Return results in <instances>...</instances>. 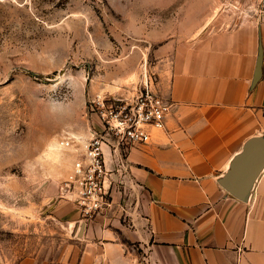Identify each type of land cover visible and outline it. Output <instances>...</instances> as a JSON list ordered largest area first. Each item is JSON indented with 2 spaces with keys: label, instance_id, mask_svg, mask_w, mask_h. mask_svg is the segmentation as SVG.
Listing matches in <instances>:
<instances>
[{
  "label": "rangeland",
  "instance_id": "obj_1",
  "mask_svg": "<svg viewBox=\"0 0 264 264\" xmlns=\"http://www.w3.org/2000/svg\"><path fill=\"white\" fill-rule=\"evenodd\" d=\"M261 1L0 0V264L77 258L55 206L73 203L77 147L98 124L90 102L132 99L144 74L158 89L162 48L254 17Z\"/></svg>",
  "mask_w": 264,
  "mask_h": 264
},
{
  "label": "crops",
  "instance_id": "obj_2",
  "mask_svg": "<svg viewBox=\"0 0 264 264\" xmlns=\"http://www.w3.org/2000/svg\"><path fill=\"white\" fill-rule=\"evenodd\" d=\"M158 57V91L171 105L165 129L124 155L128 180L104 149L112 202L93 221L57 202L80 253L56 264H264V170L247 201L220 184L246 141L264 136V23L233 21Z\"/></svg>",
  "mask_w": 264,
  "mask_h": 264
},
{
  "label": "built area",
  "instance_id": "obj_3",
  "mask_svg": "<svg viewBox=\"0 0 264 264\" xmlns=\"http://www.w3.org/2000/svg\"><path fill=\"white\" fill-rule=\"evenodd\" d=\"M258 21L264 23V0L255 13ZM96 113L98 124L90 128L83 152L77 147V158L66 186L72 194V201L79 210L83 224L93 221L112 202L106 181L111 174L105 164L104 149L109 148L118 158L115 174L122 180L130 179V168L124 155L136 144L151 141L150 130H164L171 105L159 93L152 76L144 74L141 88L132 99L97 97L89 104ZM73 140L67 139L65 146L72 148Z\"/></svg>",
  "mask_w": 264,
  "mask_h": 264
},
{
  "label": "water",
  "instance_id": "obj_4",
  "mask_svg": "<svg viewBox=\"0 0 264 264\" xmlns=\"http://www.w3.org/2000/svg\"><path fill=\"white\" fill-rule=\"evenodd\" d=\"M254 85L261 74L263 52L259 48ZM264 170V136L246 141L240 153L235 156L220 184L234 198L247 201L254 189L256 180Z\"/></svg>",
  "mask_w": 264,
  "mask_h": 264
},
{
  "label": "bare ground",
  "instance_id": "obj_5",
  "mask_svg": "<svg viewBox=\"0 0 264 264\" xmlns=\"http://www.w3.org/2000/svg\"><path fill=\"white\" fill-rule=\"evenodd\" d=\"M60 145H55L51 147L50 157L52 159H55L56 157L60 156V150H62V147Z\"/></svg>",
  "mask_w": 264,
  "mask_h": 264
}]
</instances>
